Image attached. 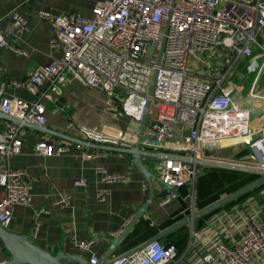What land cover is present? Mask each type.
Masks as SVG:
<instances>
[{
	"label": "built area",
	"instance_id": "2783aa9c",
	"mask_svg": "<svg viewBox=\"0 0 264 264\" xmlns=\"http://www.w3.org/2000/svg\"><path fill=\"white\" fill-rule=\"evenodd\" d=\"M93 11L90 19L80 14L38 12L39 19L50 23L54 30L50 48L59 52L61 58L37 68L25 82L14 81L12 85L26 88L33 95L44 86L60 95L62 87L76 80L102 90L107 96V111L115 119L127 118L139 124L151 101L141 146L151 153L173 156L158 166L159 177L167 186L180 189L193 185L199 176V166L176 157L207 160L213 157L206 153L214 149L246 147L250 153L248 163H241L264 170V126L254 124L250 104L244 106L240 102L239 88L225 87L227 73L219 75L226 69L224 62L232 71L238 61L247 59L250 72L255 69L256 74L248 97L253 101L263 98L258 82L264 73V42L259 41L264 39V0H107L97 3ZM12 19L17 34L23 35L26 18L14 13ZM166 26L169 30L165 51L158 66ZM8 47L0 32V48ZM207 54L221 57L217 61L223 67L218 72L212 68L208 75H199L189 69L191 58L201 63ZM156 68V85L149 96ZM2 74L0 68V77ZM44 96L48 94H41ZM46 111L40 101H25L0 87V112L19 121L8 120L0 132V222L5 228L15 207L32 206L33 183L24 172L11 168L10 159L22 153L27 123L47 125ZM67 129L95 145L118 147L132 141L74 122H69ZM73 148L83 147L68 140L58 147L45 141L35 145L34 151L52 157L73 154ZM79 157L96 158L86 152ZM95 173L105 185L127 184L130 179L125 174L111 173L102 165L95 168ZM87 185L85 178L75 182L76 187ZM109 195L107 189H102L98 192L99 201L106 202ZM178 196L179 192L168 193L162 205ZM252 200L234 213L217 217L216 225L209 226L224 239L215 245L216 255L205 256V264H253L255 257L264 255V219ZM71 201L72 196L65 192L53 205L65 208ZM193 237L196 241L198 232ZM92 244L80 243L78 248L91 251ZM177 256V247L158 241L111 264H171ZM97 263L95 256L90 259V264ZM0 264H6V260H0Z\"/></svg>",
	"mask_w": 264,
	"mask_h": 264
},
{
	"label": "crops",
	"instance_id": "0c3cea01",
	"mask_svg": "<svg viewBox=\"0 0 264 264\" xmlns=\"http://www.w3.org/2000/svg\"><path fill=\"white\" fill-rule=\"evenodd\" d=\"M104 1L107 0H0V32L4 34L10 47L24 53L19 54L10 47L0 48V68L3 69L0 87H4L6 93L11 96L25 101L38 100L44 104L48 122L45 127L53 133H64L75 139L84 140L67 129V124L74 122L80 127H98L113 137L126 136L132 141L125 142L118 147L134 148L136 146L134 139L138 135L140 124L127 118L115 119L107 111V96L102 90L71 80L65 87H62L60 95L52 93L44 86L39 94L33 95L26 88H17L12 85L14 81L25 82L37 68L61 58L59 52L50 48L54 30L50 23L39 19L38 12L46 11L54 15L80 14L90 19L93 17L96 4ZM14 13L24 16L27 20V29L23 35L17 34L14 27L12 19ZM259 41L262 43L264 39L260 38ZM222 67L223 65L218 61L214 69L218 72ZM235 69L231 71L226 65V69L219 75L227 73L225 87H238L241 104L248 103L252 108L254 124L264 126V93H262L261 100H251L248 95L252 82L247 94L242 96L245 91L244 86L233 81ZM41 94H48V96L41 97ZM4 116L0 115V132L4 130L8 122ZM24 141L21 155L12 157L10 166L14 170L24 172L30 178L33 183V201L31 207H15L8 231L20 235H29L30 231H33V243L44 250L48 251L52 246L62 245L67 254L86 256L89 261L95 256L100 260L109 251L113 241L121 235L139 210L149 201L148 184L144 175L135 166V157L123 152L91 149L83 145L82 150L73 148V154L44 157L35 153V145L50 141L58 147L66 140L42 132L32 124L27 126ZM74 144L77 143L74 142ZM234 148H237L235 155L247 151L246 147L235 146ZM82 152L93 154L96 158L84 160L79 157ZM247 153L246 157L240 159L235 157L234 160L247 162L250 155L249 151ZM212 156L213 159L219 160H229L234 157ZM161 162L160 159L144 158V164L152 174L158 171ZM101 165L111 173L129 176V182L115 185L103 184L95 173V168ZM200 169L198 173L201 177L210 168L201 167ZM83 178L88 182L87 187H76L75 182ZM195 184L196 182L180 188L177 191L179 196L175 200L162 205V198L157 195L162 193L163 187L156 183V197L150 202L147 212L132 227L131 232L117 244L111 258L123 256L135 249L170 227V223H174L179 216L184 218L185 211L192 208L193 204L196 211L200 210L196 206ZM102 189H107L110 195L106 202L101 203L98 192ZM65 192L72 196L71 205L65 208L54 206L53 202L59 194ZM249 200H252L260 217L264 219L263 189L250 196L245 202L230 209H223L207 218L203 227L199 228L196 241L189 225L179 229L183 234L188 232L187 249L181 255L178 254L171 264H205V256L216 255L215 245L224 239V235H220L215 230H209V226L216 225L217 217L225 213H234L236 208L245 206ZM89 241L93 242L90 247L91 251L83 252L78 248L80 243ZM160 242L167 246L170 240L166 237ZM1 247L0 240V249ZM6 259L7 253L0 251V260L5 261ZM253 264H264V255L255 257Z\"/></svg>",
	"mask_w": 264,
	"mask_h": 264
},
{
	"label": "water",
	"instance_id": "95a60500",
	"mask_svg": "<svg viewBox=\"0 0 264 264\" xmlns=\"http://www.w3.org/2000/svg\"><path fill=\"white\" fill-rule=\"evenodd\" d=\"M169 27L166 26L165 32H164V37L161 43V48L159 50L158 58L156 61V64L160 66L162 57L165 51V42H166V36L168 33ZM224 65H228L227 62H224ZM158 69L156 68L153 72L152 78H151V85L149 88V96L153 95V91L156 85V77H157ZM151 109V101L149 102L146 113L144 116V120L140 123V128L138 131V141L137 144L134 148H123V147H113L109 145H95V144H90L85 140H79L75 139L74 137H71L67 134H58V133H53L49 128L46 127H39L36 126L38 130L42 132H47L51 136H56L60 137L64 140H68L71 142H75L79 145L87 146L91 149H97V150H109V151H116V152H123L126 154H130L135 157V166L136 168L139 169V171L144 175L146 182L148 184L149 188V193H150V198L149 201L139 210L138 214L133 218V220L130 222V224L127 226L126 229H124L121 232V235L118 236L113 243L111 244L109 251H107L106 254L103 255V257L98 260L97 264H111L115 259L121 257H113L112 253L117 246L121 242V240L126 237L130 232L132 227L135 225V223L139 220V218L147 212V208L152 202V200L156 197V192H155V186L156 183L160 184L163 187L162 193L160 195H157V197H161L162 199L166 197V195L170 192H177L179 190L178 187H170L167 186L163 183L161 178L157 175L152 174L145 166L144 164V158H152V159H160V160H166L173 158V156L167 155V154H160V153H151L149 151H146L142 148L141 146V140L144 132L145 125L147 123V117L149 115ZM2 113H0L1 115ZM5 119L10 120V121H15L19 122L15 118H12L10 116H4ZM27 126H30L31 124H26ZM236 155H234L233 158H230L229 160H219V159H207V160H200V159H195V158H187V157H176L180 158L181 160L190 163V164H196L197 166H201L204 168H219V169H225V170H235L239 172H249L253 173L259 176L258 179L248 183V185L238 189L237 191H234L232 193H229V195H226L219 200L211 203V205L200 209V210H195V205L193 204L192 208L187 209L185 211V217L182 218L181 220L175 222L172 226L166 228L165 230L161 231L158 233L156 236L148 239L144 243L140 244L138 247L135 249L127 252L126 254L123 255H132L134 253H138L140 250H142L145 246L153 243V242H158L173 233H175L177 230L181 229L184 226L189 225L192 228V235L194 233H197L199 231V222L200 220L211 214L212 212L230 204L232 201H236L239 198L247 195L248 193L254 191L255 189H258L262 186H264V170L258 169L246 164H242L241 162H238L234 160ZM203 175H206L204 173ZM200 177V175L198 176ZM33 231H30L29 235H20L17 233L9 232L7 228H5L2 223L0 222V240L2 242V247L0 251L3 253H7V259H6V264H90L89 259L86 256H81V255H71L67 254L63 250L62 245L58 246H52L50 250H44L40 247H38L36 244L33 243L32 238H33Z\"/></svg>",
	"mask_w": 264,
	"mask_h": 264
},
{
	"label": "trees",
	"instance_id": "16d2710c",
	"mask_svg": "<svg viewBox=\"0 0 264 264\" xmlns=\"http://www.w3.org/2000/svg\"><path fill=\"white\" fill-rule=\"evenodd\" d=\"M248 150L244 151L242 153H239L236 155L237 159H240L242 157H246L248 155ZM209 154H207L208 156ZM211 156V155H210ZM208 156V157H210ZM206 175L201 176L197 179L195 184V191H196V206L198 209H203L211 203L219 200L220 198L229 195V193H232L234 191H237L238 189L248 185V183L256 180L259 178L258 175L253 173H245V172H239L235 170H225V169H219V168H212L205 171ZM264 189V186L255 189L254 191L248 193L247 195L239 198L236 201L230 202V204L212 212L211 214L203 217L200 222L198 228L201 229L203 225L206 223V219L211 217L213 214L220 212L223 209H230L231 207L241 204L248 200V198L252 195H255L256 193L262 191ZM182 219V216H179L174 220V223L176 221H179ZM173 222L170 223L169 226L174 224ZM170 237V238H169ZM168 239L170 240L168 245H174L178 248V254H182L187 249L188 244V232L181 233L180 230L176 231V233H173L172 235L168 236Z\"/></svg>",
	"mask_w": 264,
	"mask_h": 264
},
{
	"label": "rangeland",
	"instance_id": "374dc122",
	"mask_svg": "<svg viewBox=\"0 0 264 264\" xmlns=\"http://www.w3.org/2000/svg\"><path fill=\"white\" fill-rule=\"evenodd\" d=\"M219 55H223L222 53H219ZM221 58L219 57H212L211 55L207 54L204 55L202 57V62L201 63H196V61L194 60V58L190 59V64H189V69L191 71H193L194 73H197L199 75H208V72H212V68H214L217 63H218V59ZM249 62L247 61V59H241L239 61V64L237 65V68L234 71V79L233 81L236 84L239 85H243L245 91L242 93V96H245L247 94V91L251 85L252 82H254V78L256 76V74L254 73V70H252V72H250V68H248ZM243 77L245 79H243ZM243 80V81H242ZM259 87H258V91H260L261 93H264V73L263 75L259 78ZM254 118V117H253ZM252 118V119H253ZM237 152V148H229L228 150L226 149H214L213 151L207 152L206 154H209L208 156H212V155H217V156H234L235 153ZM213 157V156H212ZM235 159V158H234ZM237 161V160H236ZM248 163V162H247ZM246 163V165H247ZM201 166H199V170ZM159 172L156 170L154 171L155 175H159Z\"/></svg>",
	"mask_w": 264,
	"mask_h": 264
},
{
	"label": "bare ground",
	"instance_id": "6f19581e",
	"mask_svg": "<svg viewBox=\"0 0 264 264\" xmlns=\"http://www.w3.org/2000/svg\"><path fill=\"white\" fill-rule=\"evenodd\" d=\"M258 127H261V125L258 124Z\"/></svg>",
	"mask_w": 264,
	"mask_h": 264
}]
</instances>
